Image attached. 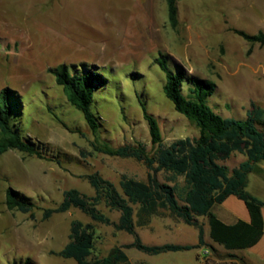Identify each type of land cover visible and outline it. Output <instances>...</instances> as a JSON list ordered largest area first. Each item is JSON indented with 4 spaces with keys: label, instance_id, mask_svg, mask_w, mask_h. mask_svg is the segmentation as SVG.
Masks as SVG:
<instances>
[{
    "label": "rangeland",
    "instance_id": "rangeland-1",
    "mask_svg": "<svg viewBox=\"0 0 264 264\" xmlns=\"http://www.w3.org/2000/svg\"><path fill=\"white\" fill-rule=\"evenodd\" d=\"M178 18L173 26L166 0H0V90L17 91L22 101L18 128L46 156L18 150L0 155V264H78L59 254L70 240L73 220L96 226L91 259L103 258L133 240L130 233L96 222L78 208L48 219L43 213L61 204L69 189L93 197L94 188L86 178L92 173L99 172L121 192L122 175L147 179L144 162L96 150L103 143L141 144L150 155L157 149L142 103L157 118L164 145L199 135L196 123L165 95L166 75L158 58H165L177 75L184 70L192 79L215 83L208 102L224 117L242 119L251 102L264 105V45L252 44L231 30L264 31V0H179ZM59 65L72 72L94 71L107 80L95 92L94 107L101 117L98 134L56 83L54 69ZM246 159L236 152L226 164L232 170ZM260 166L264 162L249 173L246 191L264 202ZM159 178L164 180V174ZM9 187L36 207L27 213L9 210ZM229 197L213 207L214 214L222 219L231 210L249 213L244 200ZM97 207L118 221L120 210L104 200ZM199 221L206 245L159 255L124 249L131 264H252L244 255L258 256L252 249H244L243 255L213 242L208 218ZM137 230L145 242H191L198 236L195 226L164 210ZM258 260L264 263V258Z\"/></svg>",
    "mask_w": 264,
    "mask_h": 264
},
{
    "label": "trees",
    "instance_id": "trees-1",
    "mask_svg": "<svg viewBox=\"0 0 264 264\" xmlns=\"http://www.w3.org/2000/svg\"><path fill=\"white\" fill-rule=\"evenodd\" d=\"M166 1L170 23L177 26L179 0ZM231 30L252 44L264 45V31L251 34L242 29ZM157 62L166 75L163 86L165 95L179 113L196 123L199 135L164 145L157 118L142 103L152 143L157 145L151 155L141 144L113 147L103 143L96 147V150L111 156L135 157L145 163L148 173L145 181L122 175V192L99 172L92 173L86 178L94 188L93 197L82 194L78 189H69L65 191L61 204L45 209L43 218L48 219L54 213L78 208L92 220L113 225L116 231H125L133 236L132 242L114 247L107 256L91 259L97 240L96 226L92 222L73 220L70 240L59 254L74 258L78 264H131L124 250L130 248L149 255L200 248L207 244L204 226L199 221L202 216L208 218L211 239L229 250L250 248L264 234V202L246 191L249 173L257 163L264 162V105L251 102L246 117L242 119L224 117L208 102L216 90L215 83L197 77L192 79L184 70L177 75L170 70L165 58H158ZM54 74L56 83L63 88L69 103L83 114L90 129L98 134L101 117L94 107L95 92L107 80L94 71L72 72L65 65L56 67ZM21 110L22 101L17 91L9 87L1 89L0 155L18 150L45 159V154L32 138L24 137L18 128L17 119ZM236 152L245 154L247 159L231 170L226 161ZM160 173L164 174V180L159 178ZM231 195L244 200L251 216L250 221L239 219L234 224H228L214 214L213 207ZM27 199L12 187L6 190V206L9 210L32 211L36 204ZM102 200L111 209L121 211L118 221H113L98 209L97 205ZM162 210L195 226L199 232L198 243H145L137 226L149 224L152 217L159 215Z\"/></svg>",
    "mask_w": 264,
    "mask_h": 264
},
{
    "label": "crops",
    "instance_id": "crops-1",
    "mask_svg": "<svg viewBox=\"0 0 264 264\" xmlns=\"http://www.w3.org/2000/svg\"><path fill=\"white\" fill-rule=\"evenodd\" d=\"M258 169L261 171L262 170V173H260L261 175H264V167H258ZM233 195H231L230 197H232ZM229 197V198H230ZM227 199V201H230L232 199ZM218 216V215H217ZM263 216H264V208H263ZM219 217V216H218ZM220 218V217H219ZM221 219V218H220ZM239 219H242V220H245V221H250L251 220V216H250V213H248L246 211V215H242V214H239L238 212L234 211V210H231V211H228L227 213H223L222 215V219L224 222L228 223V224H234L236 223ZM149 225V224H147ZM145 225V226H147ZM189 225V224H188ZM205 229V228H204ZM138 231V230H137ZM209 232H210V228H209ZM139 233V232H138ZM199 234V232H197V235ZM141 236V235H140ZM142 237V236H141ZM211 238V237H210ZM143 239V238H142ZM212 240V239H211ZM133 241V240H132ZM131 241V242H132ZM144 241V240H143ZM213 241V240H212ZM145 242V241H144ZM214 242V241H213ZM147 244H163V243H168V242H145ZM171 243H174V242H171ZM175 243H179V244H196L198 243V236L195 240L191 241V242H182V241H178V242H175ZM216 243V242H215ZM218 244V243H217ZM220 245V244H219ZM222 246V245H221ZM225 248V247H224ZM226 249V248H225ZM246 249H252L254 251H256V255H258L257 257H254V258H249L247 257L246 255H244V249H236V250H230V251H241L244 255V257L249 261L251 262L252 264H264L261 260L259 261L258 259H263L264 258V234L262 236V238L260 239V241L250 247V248H246ZM229 250V249H227ZM188 250L186 251H178V252H187ZM167 253V252H166ZM169 253V252H168ZM163 254V253H162ZM128 255V254H127Z\"/></svg>",
    "mask_w": 264,
    "mask_h": 264
}]
</instances>
